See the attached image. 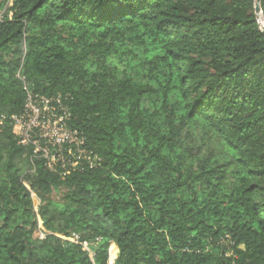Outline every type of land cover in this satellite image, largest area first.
<instances>
[{
	"label": "trees",
	"instance_id": "trees-1",
	"mask_svg": "<svg viewBox=\"0 0 264 264\" xmlns=\"http://www.w3.org/2000/svg\"><path fill=\"white\" fill-rule=\"evenodd\" d=\"M20 68L34 94L62 96L99 165L62 175L31 161L11 120L25 101ZM0 264H264L254 0L9 1Z\"/></svg>",
	"mask_w": 264,
	"mask_h": 264
},
{
	"label": "built area",
	"instance_id": "built-area-1",
	"mask_svg": "<svg viewBox=\"0 0 264 264\" xmlns=\"http://www.w3.org/2000/svg\"><path fill=\"white\" fill-rule=\"evenodd\" d=\"M3 8H7L10 0H3ZM22 80L25 90V101L22 110L13 114V132L18 136L19 143L32 146L33 158H41L45 166L62 175L70 170L93 168L100 164V158L85 146V138L81 131L69 126L70 110L60 94L37 95L27 87L25 77ZM45 233L40 232L42 238ZM78 242V236L73 233L66 238ZM84 247L86 242H82Z\"/></svg>",
	"mask_w": 264,
	"mask_h": 264
},
{
	"label": "water",
	"instance_id": "water-1",
	"mask_svg": "<svg viewBox=\"0 0 264 264\" xmlns=\"http://www.w3.org/2000/svg\"><path fill=\"white\" fill-rule=\"evenodd\" d=\"M254 8H255V13L257 15V19L259 21V16L262 15L261 9H260V0H254ZM259 23H260V21H259ZM260 27H261V30L264 32V22L260 23Z\"/></svg>",
	"mask_w": 264,
	"mask_h": 264
},
{
	"label": "rangeland",
	"instance_id": "rangeland-1",
	"mask_svg": "<svg viewBox=\"0 0 264 264\" xmlns=\"http://www.w3.org/2000/svg\"><path fill=\"white\" fill-rule=\"evenodd\" d=\"M1 1H2V0H1ZM58 196H59L58 194H55V193L52 194V197L55 198V199H57Z\"/></svg>",
	"mask_w": 264,
	"mask_h": 264
},
{
	"label": "bare ground",
	"instance_id": "bare-ground-1",
	"mask_svg": "<svg viewBox=\"0 0 264 264\" xmlns=\"http://www.w3.org/2000/svg\"><path fill=\"white\" fill-rule=\"evenodd\" d=\"M259 21H260V23H263V19H262L261 15L259 16Z\"/></svg>",
	"mask_w": 264,
	"mask_h": 264
}]
</instances>
